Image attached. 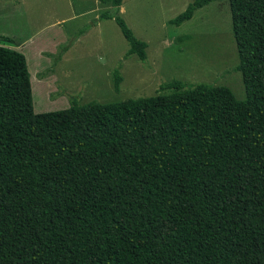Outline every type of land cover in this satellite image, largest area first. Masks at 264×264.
Instances as JSON below:
<instances>
[{"label":"trees","instance_id":"trees-1","mask_svg":"<svg viewBox=\"0 0 264 264\" xmlns=\"http://www.w3.org/2000/svg\"><path fill=\"white\" fill-rule=\"evenodd\" d=\"M122 1L99 19L144 62ZM228 4L243 101L174 80L35 114L24 55L0 46V264H264V0Z\"/></svg>","mask_w":264,"mask_h":264},{"label":"rangeland","instance_id":"rangeland-1","mask_svg":"<svg viewBox=\"0 0 264 264\" xmlns=\"http://www.w3.org/2000/svg\"><path fill=\"white\" fill-rule=\"evenodd\" d=\"M192 1H122L120 16L147 44L144 62L135 55L125 58L128 44L115 22L99 19L110 10L102 0H0V35L19 39L31 33L37 38L32 48L46 51L43 57L25 49L35 114L67 109L73 101L111 104L152 97L174 80L186 88L225 86L245 100L241 73L234 70L238 54L228 0L195 11L178 27L169 25ZM3 44L0 39L7 47Z\"/></svg>","mask_w":264,"mask_h":264},{"label":"crops","instance_id":"crops-1","mask_svg":"<svg viewBox=\"0 0 264 264\" xmlns=\"http://www.w3.org/2000/svg\"><path fill=\"white\" fill-rule=\"evenodd\" d=\"M15 2H17V0H15ZM0 39H2V41L5 42V44L3 45H6L7 48L9 49H13V50H16L20 53H22L25 57V49L28 50L29 47H30V50H35L37 53H41V55L44 57L46 51L45 50H39L38 51V47H36L35 49H33L32 47L36 45L37 43V38H36V35H33V34H28L27 37H22V38H19V39H15V38H11V37H7V36H3V35H0ZM4 38L8 39V41H6ZM56 45L54 44L53 48H52V52H54V49H55ZM48 55H52L53 53L51 52H47ZM37 56L39 54H36ZM47 57V56H46ZM26 59V58H25ZM26 63H27V59H26ZM38 78V76H37Z\"/></svg>","mask_w":264,"mask_h":264}]
</instances>
